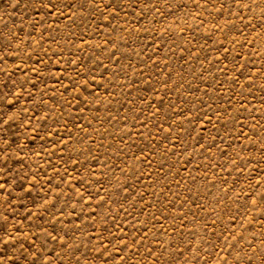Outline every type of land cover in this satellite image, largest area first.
Returning a JSON list of instances; mask_svg holds the SVG:
<instances>
[{
	"label": "rangeland",
	"instance_id": "obj_1",
	"mask_svg": "<svg viewBox=\"0 0 264 264\" xmlns=\"http://www.w3.org/2000/svg\"><path fill=\"white\" fill-rule=\"evenodd\" d=\"M0 264H264V0H0Z\"/></svg>",
	"mask_w": 264,
	"mask_h": 264
}]
</instances>
